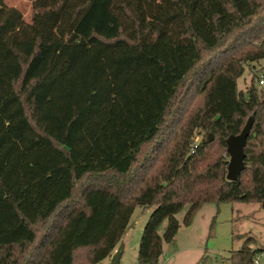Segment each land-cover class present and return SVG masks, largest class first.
Returning a JSON list of instances; mask_svg holds the SVG:
<instances>
[{"label":"trees","instance_id":"1","mask_svg":"<svg viewBox=\"0 0 264 264\" xmlns=\"http://www.w3.org/2000/svg\"><path fill=\"white\" fill-rule=\"evenodd\" d=\"M32 22L0 39V264H100L137 206V264H158L185 207V226L208 203L264 209V89L238 87L264 60V0H33ZM233 238L231 264L264 252Z\"/></svg>","mask_w":264,"mask_h":264},{"label":"rangeland","instance_id":"2","mask_svg":"<svg viewBox=\"0 0 264 264\" xmlns=\"http://www.w3.org/2000/svg\"><path fill=\"white\" fill-rule=\"evenodd\" d=\"M32 16L33 0H0V39H33ZM263 75L264 60L247 63L243 76L238 80L239 89L246 90L254 77L257 88L264 89V85L259 84ZM201 138L197 135L195 141ZM216 206L214 203L207 204L190 226L183 223L187 207L179 212V232L173 242L164 244V253L158 264H196L204 256L207 257V264H231V251L239 249L244 241L233 236L252 235L258 239L259 245L264 244V209L258 203L221 204L222 210L211 228ZM152 211L153 208L136 207L121 242L125 245L121 264H137L140 239ZM166 225V221L161 225L160 234L164 233Z\"/></svg>","mask_w":264,"mask_h":264},{"label":"water","instance_id":"3","mask_svg":"<svg viewBox=\"0 0 264 264\" xmlns=\"http://www.w3.org/2000/svg\"><path fill=\"white\" fill-rule=\"evenodd\" d=\"M254 120V116L249 117L242 131L237 135H231L227 139V153L230 157L227 168V179L230 181H238L241 172L245 169V146L248 136L251 133ZM124 249L125 245L120 243L119 247L112 255L109 264H121Z\"/></svg>","mask_w":264,"mask_h":264},{"label":"crops","instance_id":"4","mask_svg":"<svg viewBox=\"0 0 264 264\" xmlns=\"http://www.w3.org/2000/svg\"><path fill=\"white\" fill-rule=\"evenodd\" d=\"M208 204H210V203H208ZM223 204H228V203H223ZM206 205L207 204H205L198 212H197V214H199V212H201L202 210H203V208H205L206 207ZM218 208L220 209V210H222V206L220 205L219 207L218 206H216L215 207V213H217V210H218ZM196 214V215H197ZM196 215H195V217H196ZM195 219V218H194ZM193 222H194V220H193ZM192 225V224H191ZM262 226L264 227V222L262 223ZM256 238V237H255ZM256 248H263L264 249V244H262V245H259V242H258V239H257V245H256ZM162 257V256H161ZM110 260H111V257L110 258H108V259H106V260H104V261H107L106 262V264H109L110 263Z\"/></svg>","mask_w":264,"mask_h":264},{"label":"built area","instance_id":"5","mask_svg":"<svg viewBox=\"0 0 264 264\" xmlns=\"http://www.w3.org/2000/svg\"><path fill=\"white\" fill-rule=\"evenodd\" d=\"M260 83L264 84V78L260 80ZM262 260H264V252L257 253L254 257V264H264Z\"/></svg>","mask_w":264,"mask_h":264}]
</instances>
